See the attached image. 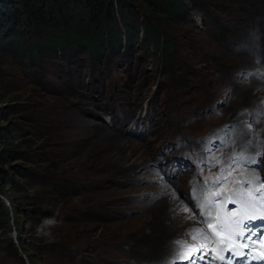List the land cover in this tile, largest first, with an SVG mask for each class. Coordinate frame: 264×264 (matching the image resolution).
<instances>
[{
    "label": "rangeland",
    "instance_id": "374dc122",
    "mask_svg": "<svg viewBox=\"0 0 264 264\" xmlns=\"http://www.w3.org/2000/svg\"><path fill=\"white\" fill-rule=\"evenodd\" d=\"M5 1L0 264H160L140 234L169 193L219 247L264 213V0ZM72 25L105 48L52 40Z\"/></svg>",
    "mask_w": 264,
    "mask_h": 264
},
{
    "label": "bare ground",
    "instance_id": "6f19581e",
    "mask_svg": "<svg viewBox=\"0 0 264 264\" xmlns=\"http://www.w3.org/2000/svg\"><path fill=\"white\" fill-rule=\"evenodd\" d=\"M260 87H261V85H260ZM256 94H258V90L256 91ZM257 179H258V176H256V181H257ZM248 186H250V185H248ZM168 190L170 191L171 189L168 188ZM236 192L238 194H242V189H238ZM179 194L180 193H175V194L169 193L168 197H165V196L161 197L162 200L160 203V207L158 205V207L154 209L153 213H155V214L152 215V223L149 226L150 228L149 227L144 228L140 234L141 242H144V243L154 242L153 244L158 245L159 251L161 253L160 264H162V262L164 260L163 255H165V257H166V256H168V254H172V253L177 254V251L174 249V245L177 244L176 243L177 241H182L186 237H190L189 234L192 233L193 230H196V229L201 230V228L203 226H206L208 228V224L210 223V214L213 212V211H211V208H209V202L208 201H206V205H207L206 209L209 208L211 212L206 213V214H204L202 212H199V215L195 214L193 212V209L186 203L181 205V206H176V204L179 203V201H178L180 199ZM244 202L245 201H242L241 204H245ZM201 203L204 206L202 197H201ZM162 205L165 206L163 209H161ZM166 205H169V206L174 205L175 211H172V213L167 212ZM180 208L182 209L181 211L178 210ZM206 209H204V210H206ZM261 211H258V212H261ZM216 214H219V213H216ZM199 217L202 219V221H199V219H200ZM205 218H207V222L205 221ZM200 222H203V223L201 224ZM259 224H261V222L258 219V222L253 223V227H259ZM217 227H219V224L217 225ZM220 229L221 230L225 229V230H223L224 236L222 237V239L228 240V241L222 240L221 242H223L224 244L227 243L228 245H225L224 247L223 246L219 247V245H217V243H219V241H215L213 239V236H212L213 231L206 233V232H202L203 230H201V234H202V236H206L207 240H204V239L199 238V237L197 238V240L203 241L204 245H206V246L201 248L203 246V244H201L200 247H196V246L191 245L192 248L200 249V250H204V249H206V247H209V250L206 249L207 253L209 255H215L210 251H214V250L216 251L215 256L217 258L215 260H212V259H209L206 257L203 262H198V264H234L235 262L228 258L229 252L231 250L236 249V248H240V249H246L247 248L246 246H244L242 243L239 242V240L235 234L232 235V233H235L237 230H234V232H232L231 229L223 228V227L221 228V226H220ZM229 231H231V233L228 234ZM252 239L255 240V242L259 243V241H257L256 237H253ZM229 245H230V247L228 248V250L221 252L222 248H225L226 246H229ZM213 246H215V247H213ZM179 247L180 246H177V249ZM221 257H223V259H221Z\"/></svg>",
    "mask_w": 264,
    "mask_h": 264
},
{
    "label": "snow or ice",
    "instance_id": "6c2138e0",
    "mask_svg": "<svg viewBox=\"0 0 264 264\" xmlns=\"http://www.w3.org/2000/svg\"><path fill=\"white\" fill-rule=\"evenodd\" d=\"M250 184L251 181H249V185ZM260 186H264V182H261ZM248 195H251V193ZM261 195L264 196V193H261ZM244 203L254 207L251 201H245ZM245 219L248 220V223H244L243 220L236 222L237 231L234 234L237 236L240 243L248 247V252L244 254L239 250L230 251L228 258L235 259L237 257H243L237 260V264H252L253 260H255L257 264H264V251H258L256 242L252 239L253 237H256V239H264V223H261L259 227H253V223L258 219L264 221V213L246 215ZM205 221L207 222V218H205ZM208 227H212L211 223L208 224ZM189 235L192 240H196L198 237L207 240V237L202 236L201 230L199 229L193 230ZM176 243L180 246L177 252L178 262L173 261L172 264H183L184 260H187L188 264H198V262H203L206 257L212 260L217 258L215 255H209L206 249L200 250L192 248L191 245L185 241H177ZM229 247L230 245L222 248L221 252L228 250ZM254 252L256 255H253ZM221 259H223V257H221Z\"/></svg>",
    "mask_w": 264,
    "mask_h": 264
},
{
    "label": "trees",
    "instance_id": "16d2710c",
    "mask_svg": "<svg viewBox=\"0 0 264 264\" xmlns=\"http://www.w3.org/2000/svg\"><path fill=\"white\" fill-rule=\"evenodd\" d=\"M26 1H29V3H31L30 2L31 0H26ZM56 1H57L59 6L62 5L60 3V0H56ZM99 1H101V0H97L98 3H100ZM72 2L81 5V4H83L85 2V0H72ZM117 2H120L121 3L120 4L121 8L124 9L126 1L125 0H117ZM0 3L3 6L7 4L5 0H0ZM161 4L164 5L165 8H168V9H175V8L178 9L175 6H172L173 5V0H161ZM105 9H107L105 7V4H101L98 13H103ZM29 12H30L29 14L32 17L39 19L38 14H40L41 11H38L37 13L32 12V11H29ZM149 30H150V26H149ZM110 33L111 34H117L116 31H110ZM103 36H104V33L102 31H100L99 29L97 30L95 28L94 31H89L87 33V31L83 30V28H80L78 26H73L72 25L71 27H69V35H68V37H61V36L57 37V34H54V32H53L52 40L54 42L66 45L68 41H71L70 37H73L74 39H72V40H74V41H71L72 43H78V44L79 43H81V44L82 43H86V44H89L90 46L97 45L98 47H96V48H100L99 42L101 41V38H103ZM130 37H132V36H130ZM104 48H105V45L103 44V45H101L100 50H103Z\"/></svg>",
    "mask_w": 264,
    "mask_h": 264
},
{
    "label": "water",
    "instance_id": "95a60500",
    "mask_svg": "<svg viewBox=\"0 0 264 264\" xmlns=\"http://www.w3.org/2000/svg\"><path fill=\"white\" fill-rule=\"evenodd\" d=\"M25 258V264H29V260L27 259L26 255L25 254H22Z\"/></svg>",
    "mask_w": 264,
    "mask_h": 264
}]
</instances>
